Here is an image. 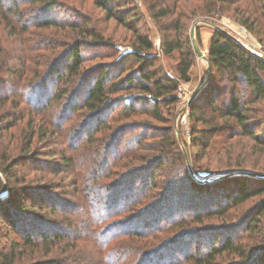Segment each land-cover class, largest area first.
I'll return each instance as SVG.
<instances>
[{
	"label": "rangeland",
	"instance_id": "obj_1",
	"mask_svg": "<svg viewBox=\"0 0 264 264\" xmlns=\"http://www.w3.org/2000/svg\"><path fill=\"white\" fill-rule=\"evenodd\" d=\"M17 1V8L14 7V10L18 11V15L20 13L24 15L22 21L19 20L20 17L17 14L6 12L8 6L12 3L11 0H0V62L12 63L15 55L18 57L17 60L23 58V56L28 57L26 61L27 72L34 75L38 70L43 71L62 57L68 45L83 40L84 37L78 35V31H72L66 26L49 30L30 27L29 32H21L22 27L32 24L26 19H31L33 14L37 15L42 8L39 3L34 2L35 0ZM55 1L58 7L52 14V18L62 21L63 26L68 22H76L79 30L86 28L89 31L87 41H83L85 43L83 47L85 55L83 68L86 75L63 85L62 89L66 90L67 94L59 104L55 99L59 91L52 90L53 85L50 83L46 99L43 101L47 104L49 102L50 106L39 113L32 110L31 103L28 101L29 89L31 88L30 78L27 80L24 76L19 81L15 77L2 76L5 84V94L1 92L0 95L7 97L8 102L0 106V121H3L2 119L7 114V120L2 122V125H5L7 121L11 122V125L15 123L14 120L17 122L0 136V166L3 165L5 160L8 162L18 161V167L14 170L18 178L12 180L11 185L16 189L26 188L29 197L36 194L34 197L47 198L48 202L44 208L45 210L38 213V215L47 218L45 221L54 222L57 228L66 229V231L69 230L66 223L68 221L75 222L74 224L81 229L80 234L82 233V237H73L66 243H62L63 245L55 246L49 254L45 251V247L48 246H41L36 252H31L28 249L24 251L25 256L17 264H34L38 262H44L45 264H105L94 234L89 233L92 222L88 215L90 209L86 199V190L88 187L97 189L98 185L110 188L113 183L121 180L130 171H136L133 174L136 176L134 182L137 184L135 188L138 192L144 177L148 176L150 163L160 155L154 148L163 146L158 145V143L163 141L162 138L164 135L169 134L170 129L174 130V135L184 156L185 167L180 160L179 150L168 147L169 160L162 169L156 173L154 172V186L139 194L138 203L131 204L130 202L122 207L118 216L110 218L111 223L124 221L137 213L140 214L142 211L148 210L149 206L157 204L163 198V194L168 191L167 188L171 185L176 190L175 203H179L180 199L184 198L183 195H193L194 192H190L191 189H188L183 182L185 169L188 170L189 167L196 172H200L203 179L236 171L264 174V145L262 143L260 145V143L258 144L249 137H237L225 141V143H231L227 149L224 148V145L215 144L238 129L234 127L232 122L228 121V123L227 120L216 119L214 122L210 120L213 113L211 107H209L210 95H208L209 97L203 96L204 98H200L198 104L201 106V112L197 114V116L203 117L208 122L202 123L191 120L189 118L190 106H188L189 99L204 83L208 70L207 61L199 58L194 52L191 40L192 30H195L196 41L206 57L214 34V26L222 28L246 47L264 55V50L259 43L260 40L264 42V1L258 4L250 2L246 5L240 4L238 5L239 8H236L238 6H230L222 12L216 11L211 16H204L201 15V12L206 10L208 6L199 0H119L124 6L120 11L127 8L134 10L139 21L136 28L141 34L147 36L153 44V50L146 55L157 56L163 72L168 75H175L179 55L177 53L171 57L163 55L161 32L150 17L148 8L156 1L158 2L157 7L168 8L177 17L182 15V22L185 25L183 43L191 45L194 56V65L189 72L191 81L181 83L179 87V103L171 108L174 116L168 115L167 109H163V121L154 120L148 115H138L130 120L121 117L117 121H112L113 117L119 115L122 109L119 107L111 113L113 117L109 118V127L97 133L94 132V140L88 144L83 139L77 140L79 136L75 135L76 132L87 134V112L80 110L71 113L69 108L71 103L74 104L79 100L78 95L84 93L90 81L97 77L107 64L117 61L120 57L133 51L132 31L117 24L114 20H108L105 12L95 5L94 0ZM1 4H3V8H1ZM246 9L250 12H256L255 15L260 21L252 34L239 24V20L243 16L240 11ZM167 22L163 21V23ZM198 36L200 37V43ZM93 37H98V40L102 41L100 46L93 44ZM225 77V74H218L217 72H214L213 75L215 87L217 86L218 89V94L213 93V97L221 93L217 98V103L223 109L229 98L227 92L228 82ZM87 80H89L88 83ZM38 85H35V88H38ZM238 92L243 98V103H248L249 108L246 117L249 130L257 133L262 142L264 140V100L255 102L249 93V88L245 85L240 86ZM134 121L149 125L148 127L152 131L150 137L155 134L146 142L151 145L144 150L138 149L133 144L137 134L130 133L126 135L125 145H130L134 148V151L124 153L123 157L116 159L112 167L107 170L106 176L99 179L95 185H91L94 163L96 160L100 161L98 149L104 147L105 143L110 141L108 137L114 134L121 125ZM216 131L220 132L212 138ZM52 132H54L53 135H51ZM199 132H204L207 139L211 141V146L207 148L205 153L191 146V135L193 133L198 135ZM74 135L75 142L81 141L82 146L75 147L76 145H73V147L70 145V142L75 139H72ZM156 135L160 136L156 137ZM32 139L33 143L31 142ZM153 143L156 144L153 145ZM73 148L76 150L73 151ZM61 153L75 159L77 167H74L73 175L67 172L59 175L54 173L56 166L59 165V169L64 168ZM151 169L154 171L153 167ZM73 180L77 183V188L72 185ZM255 184L251 181L247 187L250 189L255 188ZM233 185L229 184L228 190L234 187ZM221 191L220 188L208 187L198 189L196 194L199 198L207 200L217 195L220 198ZM263 198V196H258L244 204L233 206L222 215L205 216L202 223L189 219L192 217V213L188 215L184 210H181L178 212L177 218L171 220V222H165L162 225L163 228L155 226L147 231H141L144 235L121 237L112 242L115 253H113L114 257L111 259L110 264H136L143 253L160 248L164 244H170L171 246L167 245L165 247V250L169 249L167 253L179 252L177 254L179 258L176 261L182 259L180 264H193L184 262L185 255L183 253L186 249L184 245L189 242L191 253L207 249L208 245L221 233L224 236L227 235L225 234L226 230L223 228L230 226H234V228H229L228 232L234 235L243 250L247 254H256L259 248L264 245V219L260 220L258 226L252 232L247 231L243 225L238 224L250 209L258 205ZM66 202L69 205L68 207H64ZM25 204L29 207L32 205V201L25 200ZM80 204L83 206L80 210H76ZM53 205L54 207L57 206V215L49 216L48 212H50ZM203 206L209 205L203 204ZM184 217L186 218L183 219ZM73 229L68 233L74 234ZM189 232H195V234L185 238ZM184 233L186 234L182 235ZM5 235L6 231L0 224V249L7 248L10 245V240L6 239ZM175 238L180 241L176 240L177 242H175ZM13 239L22 243L16 235H13ZM185 239H187L186 243L183 242ZM172 241L174 244L171 243ZM66 244L71 248H67L69 246H66ZM98 252L100 256H98ZM78 260L79 263L75 262ZM239 262L241 261L238 256L225 252L213 264H238Z\"/></svg>",
	"mask_w": 264,
	"mask_h": 264
},
{
	"label": "trees",
	"instance_id": "obj_2",
	"mask_svg": "<svg viewBox=\"0 0 264 264\" xmlns=\"http://www.w3.org/2000/svg\"><path fill=\"white\" fill-rule=\"evenodd\" d=\"M199 1L208 6L206 10L201 12V15L211 16L214 12H222L225 8H229L230 6H238L240 4L246 5L249 2L258 4L264 0ZM11 2L6 12L8 11L7 13L9 14L18 15V11L14 10V7L17 8L16 4L18 1L11 0ZM34 2L41 5V13L39 12L37 15H31V19L29 20L26 19L32 24L22 27L21 32H29L30 27L49 30L66 26L72 31H78V35L84 37L82 41L68 45L62 57L57 59L43 71L38 70L34 75L27 72L26 61L28 57L23 56V58L17 60L18 57L15 55L13 56L12 63L0 62V93L3 92L5 94V84L2 76L7 75L9 77H15L19 81L22 80L24 76H26L27 80L30 78L29 83H31V88L29 89L28 101L31 103L32 110L39 113L45 111L46 108L50 106L49 102L48 104L43 102L44 99H46V93L49 90L50 83L53 85L52 90L55 89L59 91L55 98L56 102L59 104L62 98L67 94V91L62 89L63 85H67L74 79H80L86 75L83 68L85 62V55L83 53L85 43L83 41H87V34L89 31H87L86 28L79 30L76 22H68L63 26L62 21L57 18H52V14L58 7L55 0H35ZM94 3L105 12L108 20H114L117 24L132 31L131 41L133 51L120 57L117 61L107 64L102 72L90 81L84 93H81L80 96L78 95L77 98H79V100L77 99L78 101L74 104L71 103V107L69 108L71 113L80 110L87 112V134H80L79 132L75 134L79 136L77 140L83 139L87 144L92 143L95 133L109 127V118L113 117L111 113L119 107L122 109L118 116L113 117L112 121H117L121 119V117L125 120H130L138 115H148L154 120L163 121V109H167L168 115L174 116L171 112V108L179 103V87L181 83H188L191 81L189 72L194 65L191 45L183 43L185 25L182 22V15L177 17L170 9L157 7L158 2L156 1L148 8L150 17L161 32V50L163 55L165 57H171L176 53L179 55L178 64L175 68V75H168L163 72L157 56L146 55L153 50V44L147 36L141 34L136 28V24H138L139 21L137 20L138 17L134 10L127 8L124 9V11H120L124 6L119 0H94ZM2 5L3 4H1V8H3ZM236 8H239V6ZM240 12L243 16L239 20V24L252 34L258 23H260L259 18L255 15L256 12H250L248 9ZM18 16L20 17V21H22V18L24 20V15L20 13ZM163 21L168 22L163 23ZM224 31L225 30L222 28L214 29L207 56L209 61V81L203 91L191 103L189 118L202 123L208 122L203 117L197 116V114L201 112V106L198 104L200 98L210 95L209 107H211L213 112L210 120H212V122L216 119L227 120V122H232L234 127L238 129L224 140L217 141L215 143L216 145H224V148L227 149L231 143L228 144L225 143V141L237 137H249L258 144L260 143L261 145L262 143L264 145V140L261 142V137L257 133L249 130L248 119L246 117L249 108L247 106L248 103H243V98L238 92L240 86L245 85L249 88V93L255 102L264 100V61L259 58L257 51L246 47L240 41H236L231 37L232 35L230 33L225 31L229 34L228 35ZM198 41L200 43L199 36ZM92 42L96 44V46H100L102 41H99L98 37H93ZM259 43L264 50V42L260 40ZM214 72L225 74V79L228 82L227 92L229 98L225 103L224 109L220 108L217 103V98L221 93L213 97V93L218 94L217 86L215 87L213 80ZM88 82L89 80H87V83ZM37 84H39L38 88H35ZM6 102H8L7 97L0 95V106L2 104L5 105ZM7 116L8 115L5 114V118L2 119L3 121H0V136L5 131L12 128L17 122L14 120L13 122L15 123L11 125V122L9 123L7 121L5 125H2V122L7 120ZM148 126L149 125L138 121L124 123L114 134L108 137L110 141L107 140L108 142L105 143V146L98 149L100 161L96 160L97 163L96 161L94 163L91 185H95L98 183L99 179L106 176L107 170L112 167L116 159L123 157L122 155L124 153L134 151V148L130 147V145H125L126 135L130 133L137 134L135 143L133 144L138 149L144 150L151 145L146 142L154 137L155 134L150 137V132L152 131ZM219 132L220 131H216L212 135V138L218 135ZM53 134L54 132L51 133V135ZM75 135L72 139L75 138ZM159 136L160 135H156V137ZM162 140L164 142L161 141L158 145L163 146H156L154 148L160 155L150 163L151 166L148 171V176L144 177L138 192L135 188L137 184L134 182L136 176L133 174L136 171H130L128 174L124 175L121 180L113 183L110 188L98 185L99 187H97V189L88 187L86 190V199L90 209L88 215L92 222V228L89 229V233L94 234L105 264H110L111 259L114 257L113 253L115 252L112 248V242L121 237L144 235L141 231H147L155 226H158L157 228H163L162 225L165 222H171V220L176 219L179 215L178 212L181 210H184L188 215L192 213V217L189 219H194L195 222L202 223V219L205 216L222 215L233 206L244 204L258 196L264 197V180L262 179L241 175L225 180L201 183L200 180H202L203 177H201L202 175L200 172L193 170V176L188 168V170L185 169L183 182L188 189H191L190 192H194L193 195L185 196L182 194L184 198H181L179 203H175L174 197H177L176 190L173 189L171 185L167 188L168 191L163 194V198L157 204L149 206L148 210L142 211L140 214L137 213L124 221L111 223L109 221L110 218L118 216L120 214L119 210H121L122 207L130 202L131 204L138 203L140 199L139 194L150 189L151 186H154V172L156 173L158 170L162 169L164 164L169 160L170 153H168V147H173V150H179L180 153L178 152V154H180V160L185 167L184 156L179 148L174 130L170 129L169 134L167 136L164 135ZM75 141L76 138L74 141L70 142V145H76L75 147L83 145L80 143L81 141ZM31 142L33 143V139ZM154 144L156 143H153V145ZM191 146L205 153L207 148L211 146V141L207 139L204 132H199L198 135H194L193 133L191 135ZM74 149L75 148H73V151L76 150ZM61 160L64 168L59 169L58 165L55 167L54 173L59 175L63 172H67L73 175L74 167H77L75 159L61 153ZM18 164L16 160L10 162L5 160L3 165L0 166V224L4 227V231H6V239L10 240V245L7 248L0 249V264H17L25 256L24 251L29 249L31 252H36L41 246H48L45 247V251L49 254L53 251L55 246L63 245L62 243H66V241L71 240L73 237H82V233L80 234L81 229L74 224L75 222L68 221L66 223L69 226L68 231L74 228V234H71L68 233L66 229L57 228L54 222H47L45 221L47 218L38 215V213L45 210L44 208L48 202L47 198L34 197L36 194L29 197L26 188L16 189L11 185V181L17 180L18 178L17 174L14 173ZM151 167L154 168V171ZM251 181L256 183L255 188L250 189L247 187L248 183ZM229 184H234V187L228 190L227 187ZM72 185L76 188L78 187L74 180L72 181ZM208 187L220 188L222 190L220 192L221 197L219 198V195H217L207 200L199 198L196 194L198 193V189ZM25 200H31L32 205L28 207L25 204ZM203 204L209 206L205 207ZM80 205H75L77 206L76 210H80L83 206ZM68 206L66 202L64 207ZM57 212V206L54 207L53 205L48 214L49 216L57 215ZM185 218L186 217L183 219ZM261 219H264V198L261 199L258 205L250 209L238 225H243L247 231L252 232L258 226ZM229 228H234V226L223 228L226 230L225 234L227 235L224 236V234L221 233L219 237L208 245L207 249H201L197 252H190L191 247L189 242L188 244L186 243L187 239H185L183 241L186 243V245H184L186 249L184 248L185 251L183 253L185 255L184 262H191L193 264H213L218 257L228 252L240 258L241 262L238 264H264V245L259 248L256 254H247L242 246L239 245V242L236 241L234 235L228 232ZM185 234L186 233L182 235ZM194 234L195 232H189L186 234L185 238H189L190 235L192 236ZM13 235L18 236L22 243L13 239ZM177 239L178 238L174 239L175 242L180 241ZM190 239L192 240V238ZM171 243L174 244L173 241ZM167 245L171 247L170 244H164L160 248L143 253L136 264H173V260L175 261L174 264H180L182 259L176 261L179 258L177 255L179 252L172 251L167 253L169 250L168 248L165 250ZM66 246L69 245L66 244ZM67 248H71V246ZM98 256H100V253ZM75 262L79 263V260ZM34 264L45 263L38 262Z\"/></svg>",
	"mask_w": 264,
	"mask_h": 264
},
{
	"label": "water",
	"instance_id": "obj_3",
	"mask_svg": "<svg viewBox=\"0 0 264 264\" xmlns=\"http://www.w3.org/2000/svg\"><path fill=\"white\" fill-rule=\"evenodd\" d=\"M214 27H215V29H220L217 26H214ZM194 32H195V30L193 29L192 33H191V40H192V46H193L194 52L196 53V55L199 58L204 59L205 61H207L208 70H207V75H206V79H205L204 83L196 90V92L189 99L188 106H190L191 103L197 98V96L203 91V89L206 87V85H207V83L209 81V61H208V58L202 53V51H201V49L199 47V44L196 41V38L194 36ZM225 33L228 34L227 32H225ZM231 37L233 39H235L236 41H238L233 36H231ZM257 55L259 56V58H261L264 61V55L263 54H260V53L257 52ZM189 169H190V173L194 176V172H193L192 168L189 167ZM241 175L264 180V174L255 173V172H251V171H236V172L225 173V174H222V175H219V176H210V177H207V178H204V179L200 180V182L201 183H209V182L225 180V179L232 178L234 176H241Z\"/></svg>",
	"mask_w": 264,
	"mask_h": 264
}]
</instances>
